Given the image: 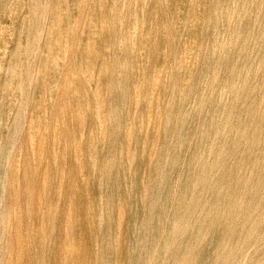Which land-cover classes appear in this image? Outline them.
Returning <instances> with one entry per match:
<instances>
[{
  "label": "rangeland",
  "instance_id": "1",
  "mask_svg": "<svg viewBox=\"0 0 264 264\" xmlns=\"http://www.w3.org/2000/svg\"><path fill=\"white\" fill-rule=\"evenodd\" d=\"M70 1H3L24 53L4 79L17 103L0 109V264H264V0ZM13 46L1 37L0 62ZM155 164L193 194L154 240L146 223L132 259Z\"/></svg>",
  "mask_w": 264,
  "mask_h": 264
},
{
  "label": "bare ground",
  "instance_id": "2",
  "mask_svg": "<svg viewBox=\"0 0 264 264\" xmlns=\"http://www.w3.org/2000/svg\"><path fill=\"white\" fill-rule=\"evenodd\" d=\"M3 1L4 0H0V13L4 11ZM75 1H80V0H71L69 2L68 7L66 8L68 10L73 9V3ZM185 1L190 3L191 1L193 2L194 0H185ZM143 3H144V7L147 10L151 9V4L149 0H143ZM108 6L111 9V6H112L111 0H109ZM220 12L221 14L227 13V12L219 10V13ZM185 15H186L185 12L180 15L181 25L184 24ZM122 16H124V13L121 14V17ZM23 17H24V10L22 11L19 17V22L21 21L19 24L20 35H22L21 28H23ZM151 21L152 20L150 18V14H147V18L143 20V24L139 25L138 16L133 15L131 18L132 26L130 29L132 30L130 33L132 34V37H134L135 35L138 36V33L141 34V37H142V34L146 35L145 34L146 28H147L146 24L151 23ZM5 22L6 23L2 27H0V39L1 37H4V35H7L11 37V40L14 43V46L10 50L11 53L8 55V58L6 60H3V62H0V70L2 71L1 79H0V92H1L0 97L2 96L5 97L4 100L0 103V109L2 110V112L5 110L3 113L8 111L9 107L16 104L18 100L17 96H13L11 94L8 96L6 95L7 87L5 85L4 79L7 77L9 73L15 76L14 68L17 65V63H15L11 59L19 55L21 57V55L24 53L23 46H20L21 44L20 38L15 37V35H18V32L16 33L15 31L16 26L14 27L13 25H11L8 20H6ZM72 28L65 36V38L68 40H70V37H72V34H71ZM107 34H109L108 30H107ZM111 38H113V35H111ZM6 50L7 48H0V54L4 52L6 53ZM63 50H66V48H63ZM60 51H62V49ZM131 51H135V49L132 48ZM15 59L17 60V58ZM60 61H61V58H60ZM112 70L116 72V74L112 77L115 80L112 83L113 99L111 102L113 103V107H116L114 108L113 113H112L113 124L115 126V125H120L125 120V116H124L125 111H126V94L125 93H126V88H127V81L123 78V75H124L123 73L127 71L126 63H122L121 61H118L117 64L113 66ZM136 97H137L136 99L138 100L139 95L137 94ZM136 102H139V100ZM187 134H188L187 129L181 128L175 136L177 142H181V140H184ZM172 140L173 139L170 140V147H173V146L175 147L176 143L174 145ZM94 159L95 160L93 161V168H94L93 171L95 172L98 166H97L96 157H94ZM97 172L99 174L98 177L102 178L104 174L103 169H98ZM143 187H145V185ZM192 191H193L192 188H190V190H187V187L185 184H183L179 189H177L176 184L172 182L171 175L168 172L162 173L160 170V166L158 164H155L153 166L151 174L149 176V187L147 190L148 194L150 195V205L146 212V216L144 219L132 218V220L130 221V233H129L130 239H131L130 240V255L132 259H136L144 255V253L140 251L138 247L144 239V235L142 232L145 229L146 223L148 224V230H149L148 240H154L157 237V235H159L165 229L163 220H164V217L167 211V205L171 203L174 206L173 207L174 216L172 219V222H173L174 217L177 216V214L181 213L182 205L188 200H191L192 198L191 195L193 194ZM140 198H141V194L137 195L134 198L136 200V203L138 204L141 203Z\"/></svg>",
  "mask_w": 264,
  "mask_h": 264
}]
</instances>
